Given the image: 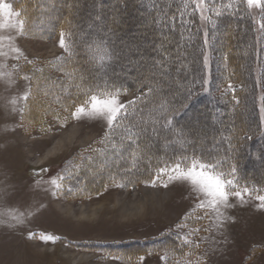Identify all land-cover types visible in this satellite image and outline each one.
I'll use <instances>...</instances> for the list:
<instances>
[{
  "label": "rangeland",
  "instance_id": "obj_1",
  "mask_svg": "<svg viewBox=\"0 0 264 264\" xmlns=\"http://www.w3.org/2000/svg\"><path fill=\"white\" fill-rule=\"evenodd\" d=\"M11 1L5 0L13 6ZM162 1L155 0L154 5L147 6L150 2L140 4L137 0H34V6L39 11L46 3L57 4L60 10L70 9L75 17L94 20L98 27L109 31L103 36L118 45H115L117 52L111 56L114 64L130 65V74L136 75L138 69L145 73L154 69L149 56L157 50L153 41L160 38L164 29L160 27L151 32L146 27L157 24L164 16L160 10L150 19L147 11L160 7ZM13 9L19 12L14 6ZM102 9H109V14L98 16L97 12ZM260 11L249 10L257 24ZM38 17V20H45V16ZM49 18L53 16L49 15ZM38 20L37 24L41 23ZM3 22L5 27L0 29V36H13L12 46L18 47L23 55L19 60L14 59L17 54L9 51L7 41L2 51L8 52V56L0 55V73H4L0 75V212L9 214L0 216V221H4L0 222V264H187L188 261L202 264L199 247L185 246L180 239L194 227L206 228L208 222L204 219L195 222L193 227H189L191 223L187 224L189 213H194L195 221L204 211L196 208L197 200L190 186L177 182L169 184L168 188L160 183L156 187L145 184L117 187L123 183L104 178L112 169L121 172L127 169V160L120 158L123 149L113 148L111 143L105 142L110 130L106 121L73 120L69 111L63 114L52 105L51 99L49 104L43 100L46 106L37 113L38 120H33L34 115L29 111L30 98L24 101L20 97L29 89L30 97L35 95L40 99L44 95L40 91L34 92V79L29 82L22 77H31L41 70H51L50 74L60 76L56 60L67 53L59 46L61 36L48 40L30 39L12 27L15 18ZM86 28L91 29L89 25ZM38 32L36 27L31 28V33ZM118 53L127 54L126 59L119 60ZM108 68L104 71L105 76H114L116 73L110 74ZM184 68L182 64L169 76L158 75L162 83L156 84L159 91L167 92L168 88L164 89L163 85L184 90L186 86H180L185 79ZM228 84L221 87L222 96L233 93L228 90ZM231 85L234 90L237 88L236 84ZM142 94V91L128 92L121 94L120 100L127 103ZM12 100H16L17 109L23 107L22 114L12 111ZM190 115L194 116V111ZM206 128V124L196 120L191 122L188 131L200 138ZM151 135H154L152 130ZM178 144L176 140L163 143L162 151L168 152L171 145ZM251 171L264 175V164L253 165ZM60 175L65 179L58 180L61 186L56 188L51 180ZM162 180L167 182L166 177ZM231 203L240 208L225 209L224 214L236 216L244 223L240 244L242 249L250 247L240 264H264V230L261 229V235L252 232L248 225L253 213L256 215L264 208L258 207L259 202L254 199L243 204ZM20 213H23L22 222L11 219V215ZM180 224L187 227L178 228ZM205 232L190 239L199 244ZM30 234L32 238H29ZM166 234H173L181 244L177 248L162 244L158 239ZM42 235L57 239L45 242L40 239ZM162 256L167 259L161 260ZM141 257L144 258L142 261Z\"/></svg>",
  "mask_w": 264,
  "mask_h": 264
},
{
  "label": "trees",
  "instance_id": "obj_2",
  "mask_svg": "<svg viewBox=\"0 0 264 264\" xmlns=\"http://www.w3.org/2000/svg\"><path fill=\"white\" fill-rule=\"evenodd\" d=\"M137 1L140 4L150 2L147 6L155 3V0ZM11 2L26 21L23 31L25 37L48 40L61 36L63 31L66 45L70 49L66 51V55L56 60L60 76H53L50 74L51 70H41L31 75V79H34L36 83L34 92L40 91V94L46 97L40 99L35 95L30 97L29 111H31L30 115H34L33 120H38L37 113L50 99L52 105L66 114L65 109L79 102L78 98H82L80 91L71 86L80 80L85 82V88L99 85L103 89L106 85L108 87L115 85L122 89V94L143 92L144 102H137L128 119L114 130H109L105 136V142L112 144L115 141L117 147L123 149L120 158L126 157L127 169L132 170L121 172L112 169L109 171L112 174L107 173L105 180L115 176V180L125 185L144 184L143 181L151 180L155 176L159 167L170 164L174 156L181 154L191 156L195 152L205 157L211 154L224 162L225 169L235 165L241 187L248 186L264 190V175L254 174L251 171L253 165L264 164V120L261 119V108L264 107V32L258 28L264 18V12L260 11L257 24L247 6L241 2L237 5L239 11L236 8L223 9L220 17H214L217 21L215 27L202 24L197 16L190 15V9L185 13V18H188L190 23H182L177 15L175 23L169 21L167 17H162L163 19L157 24L148 25L146 28L151 32H155L160 27L164 29L160 38L154 39L153 44L157 50L150 54L149 59L154 62L167 55L170 59L167 76L179 70L182 64L185 66L183 70L185 79L180 85L186 86L185 89L163 85L164 89H168L166 93H161L156 87V84L161 83L156 69L147 73L138 69L135 71L136 75H131L130 65H117L114 64V60L98 61V56L103 53L91 51L90 46L93 49L97 45L101 48L106 47L112 56L117 52L118 45L115 43L117 45L115 46L114 41L103 36L109 31L102 26L98 27L94 20H84L85 18L78 15L75 17L70 9L60 10L56 7L57 4L46 3L38 11L34 6V0H12ZM224 2L226 3L227 0ZM159 4H161L160 7L148 9V18L152 19V15L154 16L160 10L163 16L165 12L171 16L173 13H178V9L182 7L181 0H163ZM121 8L124 10V7ZM109 12V9H102L97 14L106 16ZM39 15L45 16L43 18L45 20H38ZM49 15L53 18H49ZM37 20L41 23L37 24ZM88 25L91 29L86 28ZM33 26L39 29L40 33H31ZM205 29L209 32V43L206 46L203 43ZM205 52L209 56V68L206 73L202 63ZM117 55L121 61L127 57L125 53ZM106 68L110 70V74L114 72L116 74L106 77L104 74V71H107ZM102 74L104 76L101 77ZM205 74L209 81L206 86L200 82L201 76ZM122 75H128V77L118 80L117 77ZM227 83L236 84L237 88L232 94L222 96L221 87ZM149 88H154L156 91L149 94ZM62 90H65V93H61ZM189 90L192 93L191 99L186 98ZM162 101L167 111L159 107ZM150 110H153L152 117H155L157 121L155 123L149 117ZM192 111L195 115L189 116ZM164 117L172 119L170 127L164 126ZM145 120H147L146 124L143 122ZM196 120H201L202 125L206 124L208 128L203 130V137L200 138L192 136L188 131L191 122ZM138 121L140 123L136 128H132V133L138 135L141 151L136 157V168H132L131 152L136 148V144L127 139L121 141V137L125 135V128L131 127ZM142 128L146 131H141ZM151 130L154 135H151ZM170 140H176L179 144L171 145L168 152H163V143ZM124 165L125 163L122 165L123 168ZM193 218L187 220L188 225L191 223L189 227L194 226ZM158 240L170 248H177L178 244H181L173 234H166Z\"/></svg>",
  "mask_w": 264,
  "mask_h": 264
},
{
  "label": "snow or ice",
  "instance_id": "obj_3",
  "mask_svg": "<svg viewBox=\"0 0 264 264\" xmlns=\"http://www.w3.org/2000/svg\"><path fill=\"white\" fill-rule=\"evenodd\" d=\"M241 2L244 3L249 10L256 8L264 12V0H227L226 3L224 0H181L182 7L178 9V13H173L171 16H168V13L165 12L164 17H167L169 21L175 23L177 15H179L181 22L187 24L191 21L188 18H185V13L189 12L190 9V15L198 16L199 21L202 24H210L212 27H215L217 21L214 17H220L223 14V9L231 10L236 8V10L239 11L237 5ZM209 13H211V15ZM14 18L15 23L12 24V27L17 28L20 33H23L26 21L21 18V13L14 11L12 4L5 2V0H0V29L5 27V23L3 21H12ZM259 30L264 32V18H262V21L259 23ZM60 35L61 39L59 46L65 51H70L65 42V33L62 31ZM13 40L14 37L11 35L0 36V55L5 57L8 56V52L2 51L5 46V41H7L9 51L17 54L14 59L19 60L23 53L18 47L12 46ZM203 43L205 46L209 43V32L206 29L203 31ZM90 50L93 52L103 53L98 56V61L100 62L111 60V53L106 47L101 48L100 45H97L96 48L93 49L90 46ZM25 59L27 58L25 57ZM169 62V57L164 55L161 59L154 60L153 68L156 69L157 73L161 77H166L169 72ZM28 63L30 64L31 61H28ZM202 63L203 70L206 73V70L209 68V56L206 52L203 53ZM0 75H4V73H0ZM22 78L26 81H31L30 76L25 75ZM200 82H202L205 86L209 83L206 74L201 76ZM84 84L85 82L80 80V82L71 85L80 91L82 98H78L79 102L74 103L70 106V108L65 110L70 112L73 120L103 119L106 121L110 130H114L115 127L120 126L123 121L127 120L132 114V111H134L133 106L136 105L137 102L143 103L145 99L144 96H141L137 97L135 100L124 103L120 100L122 89L116 87L115 85L112 87H108L106 85L103 89H101L99 85L88 86L85 88ZM205 90H207L206 87ZM228 90L234 92L231 83L228 84ZM153 91H156V89H148L149 94ZM30 95L31 89L25 92L20 99L27 101L30 98ZM191 95L192 93L189 90L186 98L191 99ZM11 103L13 104V112L20 111L21 114L23 113V107L19 109L15 107L16 100H12ZM184 106L186 107L187 105ZM159 107L165 108L163 101ZM152 111L153 110L149 111V117L155 123L157 121L155 117H152ZM165 111H167L166 108ZM56 116L57 119L60 118L58 114H56ZM164 119V126L170 127L172 125V119L170 117H164ZM261 119L264 120V107L261 108ZM143 122L146 124L147 120ZM139 123L140 122L138 121L132 124L131 127L125 128V135L121 137V141L127 139L131 143L136 144V148L131 152L132 168H136V157L140 155L141 151L138 143L139 137L137 134L132 133V128H136ZM153 130L155 131V129ZM141 131H146V129L142 128ZM134 136H136V138H134ZM250 138L251 137H249V139ZM181 144L183 146V141H181ZM111 146L113 148H117V143L113 141ZM121 146H123L122 143ZM89 159L91 158L89 157ZM131 170L132 169L130 168L125 169L124 171L130 172ZM41 171H47V169H42ZM163 177L167 178V182H163ZM64 179L65 177L60 175L57 178L52 179L51 184L56 188H59L61 185L58 184L57 181H63ZM111 179L115 181V176L111 177ZM177 182L187 183L190 186V189L197 200L196 208L204 210L203 215L196 217L194 222H200L204 219H208L212 221L216 228H222L225 221L229 219L225 216L223 210L234 207V205L230 202L232 197H235L242 204L248 202L249 199H254L259 202L258 207L264 208V194H261L264 193V190L248 186L241 187L237 179L236 166L230 165L227 169H225L224 162L216 159L211 154L205 157L202 154H196L193 152L191 156H188L187 154L174 156L170 164H165L164 167H159L156 170V174L151 180L143 181L145 186L156 187L157 184L160 183V186L164 188H168L169 184ZM116 186L125 187L124 184H117ZM6 215L9 214L0 212V216ZM193 216L194 213H189L186 219H192ZM11 219L20 223L23 221V213H20L19 215L13 214L11 215ZM177 227L183 229L187 227V225L180 224L177 225ZM208 230V228L194 227L184 236L180 237V239L183 241L185 246L198 248L199 244L190 239V237L195 236L201 231ZM29 238H32L31 234ZM40 239L45 242H55L57 237L42 235L40 236ZM140 259L142 261L144 258L141 257ZM166 259L167 256L161 257V260ZM187 264H191V261H188Z\"/></svg>",
  "mask_w": 264,
  "mask_h": 264
},
{
  "label": "crops",
  "instance_id": "obj_4",
  "mask_svg": "<svg viewBox=\"0 0 264 264\" xmlns=\"http://www.w3.org/2000/svg\"><path fill=\"white\" fill-rule=\"evenodd\" d=\"M235 197L231 198V202H239ZM240 208L238 206L232 207ZM261 212L253 213L251 222L248 223L252 232L261 233V229L264 230V210L260 209ZM258 217V219H256ZM222 228H216L212 221L208 220L207 227L209 230L206 231L200 242V257L202 264H240L241 258L244 252L250 247L242 249L241 241L242 235L240 233L241 227L244 223L239 220L236 216H228ZM258 220V221H257ZM252 247V246H251Z\"/></svg>",
  "mask_w": 264,
  "mask_h": 264
},
{
  "label": "bare ground",
  "instance_id": "obj_5",
  "mask_svg": "<svg viewBox=\"0 0 264 264\" xmlns=\"http://www.w3.org/2000/svg\"><path fill=\"white\" fill-rule=\"evenodd\" d=\"M71 139H72V138H71ZM71 139H70V140H71ZM62 142H63V141H61V143H62ZM56 149H57V148H56Z\"/></svg>",
  "mask_w": 264,
  "mask_h": 264
}]
</instances>
